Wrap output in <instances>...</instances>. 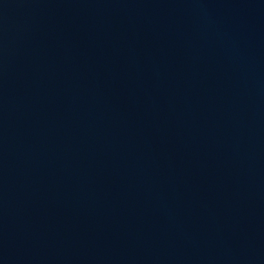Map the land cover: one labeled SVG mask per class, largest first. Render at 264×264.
I'll use <instances>...</instances> for the list:
<instances>
[{
	"label": "water",
	"instance_id": "obj_1",
	"mask_svg": "<svg viewBox=\"0 0 264 264\" xmlns=\"http://www.w3.org/2000/svg\"><path fill=\"white\" fill-rule=\"evenodd\" d=\"M0 264H264V0H0Z\"/></svg>",
	"mask_w": 264,
	"mask_h": 264
}]
</instances>
